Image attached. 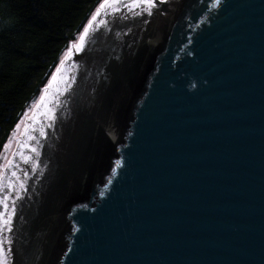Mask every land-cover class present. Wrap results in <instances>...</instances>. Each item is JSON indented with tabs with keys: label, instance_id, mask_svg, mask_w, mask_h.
<instances>
[{
	"label": "water",
	"instance_id": "1",
	"mask_svg": "<svg viewBox=\"0 0 264 264\" xmlns=\"http://www.w3.org/2000/svg\"><path fill=\"white\" fill-rule=\"evenodd\" d=\"M81 34L0 157L7 264H264V0H118Z\"/></svg>",
	"mask_w": 264,
	"mask_h": 264
},
{
	"label": "trees",
	"instance_id": "2",
	"mask_svg": "<svg viewBox=\"0 0 264 264\" xmlns=\"http://www.w3.org/2000/svg\"><path fill=\"white\" fill-rule=\"evenodd\" d=\"M102 1L0 0V157Z\"/></svg>",
	"mask_w": 264,
	"mask_h": 264
},
{
	"label": "snow or ice",
	"instance_id": "3",
	"mask_svg": "<svg viewBox=\"0 0 264 264\" xmlns=\"http://www.w3.org/2000/svg\"><path fill=\"white\" fill-rule=\"evenodd\" d=\"M116 2H118V0H103V2L100 4V6L97 10L96 15H93V17L89 20L88 27L84 28L83 33L80 36L79 42L73 46L75 48V50L79 51L83 47L85 37L87 36V34L89 32V28L93 25V22L96 20L97 16L99 15V11L101 9H106L108 7H111ZM136 2H137V0H133L134 4ZM141 2L148 4L150 7L154 5V0H141ZM55 79H56V77H53V80H55ZM43 101H44V97H41V103H43ZM49 112H51V109H49ZM40 134L44 135L43 129L40 130ZM13 175H15V173H13ZM9 187H11V185H9ZM22 187H23V185H21V188ZM3 203H4V201L0 200V204H3ZM4 206H5V208H7L6 204ZM3 215H4L3 213H0V216H3ZM10 220H11L10 215L8 216V218L2 220V224L5 228L8 227ZM0 264H7L6 258L4 256V248H3L2 244H0Z\"/></svg>",
	"mask_w": 264,
	"mask_h": 264
},
{
	"label": "rangeland",
	"instance_id": "4",
	"mask_svg": "<svg viewBox=\"0 0 264 264\" xmlns=\"http://www.w3.org/2000/svg\"><path fill=\"white\" fill-rule=\"evenodd\" d=\"M34 104V103H33ZM33 104L31 105V106H33ZM31 106L29 107V110L25 113V115L23 116V118H22V120L17 124V126L15 127V129H14V131L16 132V130H17V127L19 126V125H21V123L24 121V117L28 114V112L31 110ZM14 132V133H15ZM13 136H14V134H13ZM12 136V137H13ZM12 137H10L9 138V140L7 141V144H6V147L8 146V144L10 143L9 141L12 139ZM5 147V148H6ZM5 150V149H4Z\"/></svg>",
	"mask_w": 264,
	"mask_h": 264
},
{
	"label": "bare ground",
	"instance_id": "5",
	"mask_svg": "<svg viewBox=\"0 0 264 264\" xmlns=\"http://www.w3.org/2000/svg\"><path fill=\"white\" fill-rule=\"evenodd\" d=\"M31 107H32V106H31ZM31 109H32V108H31ZM24 115H25V114H24ZM19 126H20V125H19ZM19 126H18V127H19ZM18 127H17V128H18Z\"/></svg>",
	"mask_w": 264,
	"mask_h": 264
}]
</instances>
